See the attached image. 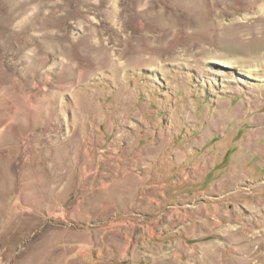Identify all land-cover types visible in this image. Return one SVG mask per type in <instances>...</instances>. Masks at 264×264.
Listing matches in <instances>:
<instances>
[{
	"label": "rangeland",
	"instance_id": "374dc122",
	"mask_svg": "<svg viewBox=\"0 0 264 264\" xmlns=\"http://www.w3.org/2000/svg\"><path fill=\"white\" fill-rule=\"evenodd\" d=\"M0 264H264V0H0Z\"/></svg>",
	"mask_w": 264,
	"mask_h": 264
}]
</instances>
